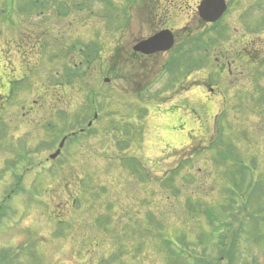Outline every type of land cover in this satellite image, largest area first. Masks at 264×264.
Segmentation results:
<instances>
[{"label":"rangeland","instance_id":"1","mask_svg":"<svg viewBox=\"0 0 264 264\" xmlns=\"http://www.w3.org/2000/svg\"><path fill=\"white\" fill-rule=\"evenodd\" d=\"M130 1L0 0V95L11 73L22 80L0 107V251L30 243L20 264H185L172 259L251 257L256 248L264 257V104L248 95L255 83L239 76L230 92L229 78L211 69L161 75L163 57L135 61L148 6ZM188 2L181 22L194 33ZM90 43L94 62L82 50Z\"/></svg>","mask_w":264,"mask_h":264},{"label":"flooded vegetation","instance_id":"2","mask_svg":"<svg viewBox=\"0 0 264 264\" xmlns=\"http://www.w3.org/2000/svg\"><path fill=\"white\" fill-rule=\"evenodd\" d=\"M130 1V0H129ZM141 0H132L130 1L131 7L132 5H136ZM184 0H147V28L148 33L146 37H141L143 35L136 37V42L131 48L130 56L135 61L144 60L146 62H152L154 58H157L159 61L160 58L163 59L161 72L165 71V68L171 64V68L175 69L173 72H183L185 71V66H187V72L192 73H200L201 71L211 69V73L217 72L220 75H226L229 78V82L227 83V87H229L230 92L234 90L235 85L238 83L237 80L239 76L248 75L246 77L253 80V84L255 83L256 87H251L249 89L251 92L248 95L251 98H255L264 104V0H225L226 3V11L220 20L217 22H208L205 20L199 10V6L203 0H191L192 3L188 2V11L189 16H193L197 18V32H190L187 26H184L181 20L184 19L185 10H184ZM183 5V7L181 6ZM224 22V26L222 29L225 31V49H221L217 47V40H219L216 36V31L221 23ZM234 24H239L238 29L237 26H233ZM7 25V24H6ZM114 27H118L121 29L129 30L132 26L130 21L121 25L118 20H114ZM114 27V28H115ZM236 30H240L239 38L233 40V36L235 34L238 35ZM168 32L170 36H172L174 45L170 50L167 51H158L152 54H145L135 50V46L159 33ZM239 32V31H238ZM203 33V35H202ZM218 33V31H217ZM255 34V36H254ZM208 39L207 49H205L206 53L209 54L210 61L208 62V66L206 64L201 65L200 59V49L199 45L194 49H190L189 43L198 44V41L201 38ZM102 39H99L100 41ZM200 42V41H199ZM92 45L96 46L95 49H92L93 52L90 53V48ZM97 43H90L82 49L88 53V56L99 58L100 55L97 48ZM66 53L65 58L68 55L72 54V45H70L67 49L64 50ZM108 48L106 49V52ZM187 51V52H185ZM120 49L116 47L113 58L116 60V57L119 55ZM207 57V55H204ZM188 59V60H185ZM90 67V66H89ZM116 70V66L113 67ZM148 72L151 69L146 66ZM149 68V69H148ZM152 68V66H151ZM113 69V71H115ZM14 71L11 68V72ZM117 71V70H116ZM250 71V72H248ZM251 74V76H249ZM16 77V78H14ZM211 78V77H210ZM20 78L15 76V72L11 73L10 78L2 81L3 94L1 93L0 107L4 111L7 110V106L9 101L11 100V96L13 95V91L16 87H18ZM198 82V88H202L203 90H209L213 96L217 94V87L210 83L211 80L207 81L205 78H198V80H194ZM18 85L16 86L15 84ZM179 85V83H177ZM222 95L225 98V101L228 98V94L225 91H222ZM50 101V109H53L56 104L57 98H50L46 102ZM32 108V107H31ZM34 110V106L32 109L28 110V113ZM36 111V110H35ZM5 122V121H4ZM53 124L52 121L49 122V126ZM92 125V122H91ZM5 126V125H4ZM83 131V129H80ZM76 132V131H75ZM75 132H71V136L76 134ZM248 232L243 230V233ZM254 232V231H253ZM241 232H238V234ZM248 232L247 235L244 236L245 240L242 243L245 245V249L248 251L250 247V242ZM251 244H257L256 242H252ZM29 244H25L21 247H16L15 250L9 249V247L4 246L0 251V264H20V262L16 259L18 254H25L27 256L31 255ZM235 249V247H234ZM256 256L251 257H196L192 259H186L187 262L192 264H264V257H258L261 253L260 248H256ZM12 250V251H10ZM249 252V251H248ZM10 253H13L10 255Z\"/></svg>","mask_w":264,"mask_h":264},{"label":"water","instance_id":"3","mask_svg":"<svg viewBox=\"0 0 264 264\" xmlns=\"http://www.w3.org/2000/svg\"><path fill=\"white\" fill-rule=\"evenodd\" d=\"M200 14L205 20L215 21L224 13L226 6L224 0H203L200 5ZM173 38L168 32L159 33L147 40H144L135 46V50L145 54H152L158 51L168 50L173 46ZM64 142L60 144L62 147ZM60 153L58 150L51 155L55 158Z\"/></svg>","mask_w":264,"mask_h":264},{"label":"trees","instance_id":"4","mask_svg":"<svg viewBox=\"0 0 264 264\" xmlns=\"http://www.w3.org/2000/svg\"><path fill=\"white\" fill-rule=\"evenodd\" d=\"M200 42H199V44L201 45V47H200V50H201V55H200V59H201V62H202V58H204L205 56H204V50H203V46H204V43H202L201 41H203L204 42V40L201 38L200 40H199ZM192 46H193V44H192ZM195 46H196V44H195ZM185 52H187V51H185ZM185 60H188V59H185ZM170 73H172V70H170L169 71ZM187 72V66H185V73ZM171 75V74H170ZM172 76V75H171Z\"/></svg>","mask_w":264,"mask_h":264}]
</instances>
